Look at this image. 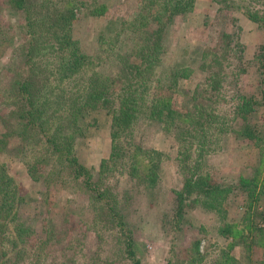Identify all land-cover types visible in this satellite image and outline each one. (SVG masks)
<instances>
[{
    "label": "rangeland",
    "instance_id": "374dc122",
    "mask_svg": "<svg viewBox=\"0 0 264 264\" xmlns=\"http://www.w3.org/2000/svg\"><path fill=\"white\" fill-rule=\"evenodd\" d=\"M144 1L73 0L76 18L68 32L78 47L74 51L82 52L87 62L60 79L53 73H61L56 65L61 53L47 61L25 58L24 12L14 9L11 0H0V137L6 141L5 148L0 144V264H221L224 259L226 264H264L260 234L253 231L246 238L252 226H264V221L258 223L254 210L249 216L245 212V192L240 188L242 181L263 183L257 186L261 193L256 207L264 210V157L260 160L258 148L238 135L245 119L232 105L237 95L257 100L249 119L254 129L264 130L263 85L254 60L264 43V0H194L191 11L167 24L160 40L163 63L155 67L146 88L141 86L145 76L131 81V88L147 92L146 98L152 92L171 96L177 108L195 102L194 111L204 107L191 122L212 131L194 173L180 169L178 142L145 110L129 127L127 144L119 140L121 151L110 158L111 115L100 108L80 113L75 110L78 102H71L92 74L120 86L117 78L122 77L123 63L134 60L135 54L128 21L143 13ZM51 2L63 5V0ZM249 13L263 20L253 21ZM223 31L238 47L228 44V38L217 39ZM218 41L224 43L220 48ZM203 62L206 67L201 71ZM49 64L56 68L51 65L54 69L48 70ZM185 67L189 78H178L177 87L170 90L159 87L175 68ZM220 68L222 74L210 75ZM202 72L215 78L213 86L224 88L220 100L214 89L207 93V101L189 97L188 91L199 90ZM25 78L37 82L31 88L44 110L27 127L19 90ZM68 108L76 115L68 114ZM51 139L68 145L77 163L91 173L90 182L74 178L65 167V156L60 161V155H52ZM191 144L198 151L199 143ZM151 149L162 153L157 172L155 166L152 169L155 181L144 175ZM135 161L142 174L130 177L128 168ZM190 174L208 175L232 190L226 199L202 196L194 201L200 191L193 185L180 204L179 192ZM6 175L10 179L4 185ZM226 225L236 237L221 233Z\"/></svg>",
    "mask_w": 264,
    "mask_h": 264
},
{
    "label": "trees",
    "instance_id": "16d2710c",
    "mask_svg": "<svg viewBox=\"0 0 264 264\" xmlns=\"http://www.w3.org/2000/svg\"><path fill=\"white\" fill-rule=\"evenodd\" d=\"M11 1L13 3L12 6L14 9L24 12V22L26 25L25 33L28 35L25 50L22 53L25 58L34 57L37 60L47 61L46 59H49L51 56L53 58L57 54L56 57H58V54L61 53L58 64H56L60 68L61 73H53L54 75L57 74L60 79L70 77L73 72H75L87 62L85 55L82 52L76 53L74 51L76 49L78 50V47L74 44V40L71 38L68 32L76 18L74 8L77 6L74 4L73 0H63V5L61 7H58L57 5L55 6L54 2H51V0ZM193 5L194 0H145L143 2V6L140 7V9L142 8L140 11H143V13H140L136 17H133L131 21H128V25L132 27L130 30H132L134 33L132 48L135 54L134 60L126 59L123 63L124 67L122 68V77L117 78V80L120 81V86L117 88L115 86H111L110 82H108V78L102 77L98 74H92L93 76L88 78V82L80 90L81 92H79L77 99L71 101L74 104L78 102V108L75 110L80 111V113L82 109L100 108L104 109L108 115H111L110 137L112 139V145L110 158L114 157L121 151V145L118 144L119 140L122 141L123 139L125 145L127 144L126 135H129V127L132 124L137 123L138 118L140 117L139 114L142 110H145L152 119H155L157 122H159L165 132L171 134L178 142L179 149L177 150L176 158L179 161L180 169L184 173L185 169L188 172L191 171L194 173L197 165L199 164V160H201V157L204 156V153L207 150H205V146L208 145L209 141V131H212L211 127L199 126L203 125L201 123H196L193 126L191 122V117H195L198 114L197 112H202L204 107L199 108L198 111H194L193 106L197 105V102H195V104L185 103V109L177 108L175 107L176 103L173 101L171 96L166 95L159 97L154 96V94H151L152 92H149L148 98H146V91H144L142 94L140 89L137 90L135 88H131L133 85L131 81L136 78L138 82L139 76L140 79L145 76V83L141 86L143 90L146 88V83L151 79L150 75L155 70V67L163 63L165 49L160 44V40L164 35L167 24L172 21L176 15L191 11ZM45 6H47L46 11H42V7ZM91 13L94 14L93 11H91ZM147 13L150 14L145 15ZM247 15L255 22L263 20V18L258 16V14L254 15L253 13H249ZM223 38H228V44L234 43L238 47L239 43H237L235 40H231L232 35L230 33L228 34L225 31L219 33L217 39L220 41ZM223 44V42H219L217 47L220 48V46ZM73 46L75 47L73 48ZM237 47H231L230 50H234L235 48L237 49ZM255 59L259 64V74L261 75L260 82L263 85L260 99L264 105V43L259 45L258 51L254 53V60ZM204 63L205 62L202 63L203 68L201 71H203L206 67ZM213 63L216 65V59L213 61ZM51 65L52 64H49L48 70L54 69L51 67ZM56 65L53 64L52 66L56 68ZM187 70L188 68L186 67L184 70L175 68L171 72L170 77L168 76V81L166 80L163 85L159 84V87H164L167 90L177 87L179 81L178 78H189V74L186 72ZM222 73L223 70L220 68L218 69L217 74L213 73L210 75L215 77V75ZM213 76L208 77L203 73V78L199 80V90L201 91L196 88L193 91H188L189 97L194 100L203 98V100L207 101L209 100V98L206 96L207 93L214 89L213 92L216 93V97L220 100V93L224 90V88L221 90L222 88L213 86L214 81H216ZM32 84H34L33 88L35 89L37 82L34 83V81L25 78V80H23L19 85L20 94L25 105V122L23 125L26 127L30 124L34 125L33 121L39 120L42 113H44L43 101L40 100V96L34 95L33 92L37 91L32 90ZM217 84H220L219 80ZM138 87L140 88L139 85ZM236 99V102L232 104L234 110L238 114L242 113L241 115L245 119L244 125L237 133L238 135H241L251 141L252 145L258 148L257 150L261 154L260 160H262V155L264 157V130L258 131L254 129L249 119V113L257 103V100L254 101L252 97L246 98L239 95H237ZM186 101L190 102L188 100ZM67 113L76 115L73 109L70 108L67 109ZM203 114H205V112ZM181 126L183 129L180 131ZM4 135L5 134H3V136ZM51 137L54 138L55 135H52ZM5 142L6 141L0 137V144H3L2 147L4 148L6 147ZM191 143H196V145L199 143L197 146L198 151L197 148L192 149ZM50 146L52 147V149L50 148L52 155L56 154L57 156H61L59 159L60 161H62V157L65 156V161L67 162L65 167L69 169V172L72 173L74 178L85 177L84 179L87 182H90L91 173L87 172L84 166H81L77 163L74 154L71 153L67 144H63L56 139H51ZM128 153L129 152H126V154ZM148 153L150 165L146 166L144 169V175H151L150 180L155 181L157 174L154 173L152 169L155 166L154 171L157 172L159 165L158 162L162 153L155 149L149 150ZM154 159H156V162L152 163ZM134 163L135 166H129L128 168V174L130 177H135L138 172L141 173L138 162L135 161ZM208 177V175L204 174H199L198 177L194 174H190V176H188L186 178L187 180L185 181V191L183 190L182 192H179V202H181L180 204H182V202H184L185 199L188 198V196L192 193L190 192V188H192L193 185H198V190L200 191L198 192L200 196L193 199L194 201H199L200 199L202 200L203 197L211 198V201L222 198L226 199V196L229 195L232 187L227 186V184L215 183ZM5 179L1 182L4 185H6L5 181L9 180L10 178L6 175ZM258 185L262 186L263 183L255 184L250 181H242L240 188L242 187V191L245 192L243 204L245 212L249 216V211L254 210L253 217H257L259 219V223L264 221V210H259L257 208L258 206L256 205V201L259 200L261 193L260 190H257ZM107 206L109 210H114V207L109 205ZM250 231L251 232L246 234V238H250V234L253 231L256 233L255 235L260 234L259 236L261 237L257 241L259 242V246L264 248V226H252V230L250 229ZM221 233L223 235L224 233H227L225 235L229 234L233 237H236L235 234H233L235 232H231L229 225L223 227ZM251 239L252 241L255 240L252 237ZM226 263L227 260L225 259L223 262H221V264ZM133 264H138V262L135 261Z\"/></svg>",
    "mask_w": 264,
    "mask_h": 264
}]
</instances>
